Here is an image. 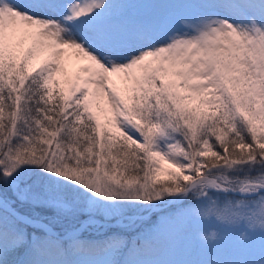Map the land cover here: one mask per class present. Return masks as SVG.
<instances>
[{
	"label": "snow or ice",
	"instance_id": "6c2138e0",
	"mask_svg": "<svg viewBox=\"0 0 264 264\" xmlns=\"http://www.w3.org/2000/svg\"><path fill=\"white\" fill-rule=\"evenodd\" d=\"M0 264H264V0H0Z\"/></svg>",
	"mask_w": 264,
	"mask_h": 264
},
{
	"label": "rangeland",
	"instance_id": "374dc122",
	"mask_svg": "<svg viewBox=\"0 0 264 264\" xmlns=\"http://www.w3.org/2000/svg\"><path fill=\"white\" fill-rule=\"evenodd\" d=\"M68 67H69V71H71V70H72V67H71V65H69Z\"/></svg>",
	"mask_w": 264,
	"mask_h": 264
}]
</instances>
